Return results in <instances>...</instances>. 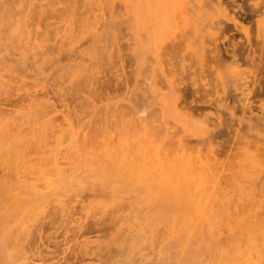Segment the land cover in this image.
Segmentation results:
<instances>
[{
    "label": "rangeland",
    "instance_id": "1",
    "mask_svg": "<svg viewBox=\"0 0 264 264\" xmlns=\"http://www.w3.org/2000/svg\"><path fill=\"white\" fill-rule=\"evenodd\" d=\"M260 82L264 0H0V183L43 196L15 250L29 264H184L182 227L165 222L182 214L173 167L207 177L232 213L217 220H264V122L248 127L264 117ZM247 150L262 163L243 175ZM63 171L76 181L58 186ZM138 234L145 250L128 257Z\"/></svg>",
    "mask_w": 264,
    "mask_h": 264
},
{
    "label": "bare ground",
    "instance_id": "2",
    "mask_svg": "<svg viewBox=\"0 0 264 264\" xmlns=\"http://www.w3.org/2000/svg\"><path fill=\"white\" fill-rule=\"evenodd\" d=\"M255 84L256 83H252V86L250 85V87H252L251 92L254 93V97L255 98L256 97H258V98L263 97L264 96V85H263V83L260 82L258 86ZM177 91L179 92L178 89H177ZM253 120L249 122V125H248L249 130H258L260 127H261L260 129H263L264 123L262 126L261 121L264 122V117L258 118L255 121H253ZM242 140H244V139H242ZM246 145H248L247 142H246ZM258 145H256V147ZM255 151L256 150H254V151L247 150L244 152L245 156H246L245 162H244V164L239 165V171L243 175H248L250 172H253V169L260 164V162H261L260 161V157H261L260 154L261 153H258L259 151L258 152H255ZM123 155H122V157H123ZM119 157H121V156H119ZM126 158H128V157H126ZM132 160H133V158H132ZM141 160L142 159H140L139 161H141ZM105 161H107V159ZM114 161H116V159ZM124 162H126V159L124 160ZM83 163H84V161H83ZM87 163L89 164V162H86V164ZM117 163L118 162L116 161V164ZM137 163H139V162H137ZM154 163H155V161H154ZM150 164H152V163H150ZM262 165H264V164L262 163ZM168 169H170V168H168ZM166 172H164L163 174H165ZM171 172L174 175H177V177H176L177 183H178V185L180 184V186L182 187V194H181L182 214H180V216L179 215L176 216V218H173V217L170 218L169 217L166 219L165 222L167 223L168 227H171V226H174V228H177L179 226L182 227L181 240L183 242L188 243V246H189L187 254L184 257L185 258L184 264H230L235 256H238V258H240V260L242 261L239 264H264V220L262 218L261 219L255 218L256 221L254 222V225L245 224L244 221H246V220H243V219L237 220V219H233L230 217H228L224 220H222V219L217 220V218L219 217V213L221 214L222 210L226 211V208L223 205V207L225 209L216 210L215 208H217V207L214 208L213 205L211 204V202H210L212 200V199L210 200V198H211L210 194L211 193L207 194V190H208L207 189L208 187L206 186V184L208 182L207 177L203 176L202 174H201L202 176L201 175L195 176V173L191 168H184V169L178 170V168L173 167ZM171 172H169V173H171ZM69 173L67 174V171H63V173H59L60 177H59V181H58V186H67V185H70L76 181V179H77L76 176H73L72 174L69 175ZM100 175L103 178L104 182H106L109 178L108 177L109 174L106 170H102ZM168 175L170 177V174H168ZM164 178H166V177L164 176ZM153 181H154V177L152 176L150 178L149 182L153 183ZM242 182L244 183V180ZM21 185H23V183ZM115 185H116V183H115ZM236 185H237V183H236ZM253 187H255V186L253 185ZM165 188L166 187L162 185V186H159V188H157V189L152 188V190L149 191L150 192L149 193V199L151 198V202H152L151 206L153 207V210L150 212L151 214H149V216H148L149 219L151 220V224L155 223L157 217L162 213V212L156 213V212H154V210H156L158 205L163 203L164 199L159 195V193L162 192V190ZM244 188H246V186ZM250 191H251V189H250ZM0 192H2L3 196H4L3 201L0 200L1 201L0 204H2V205L4 204L3 208H1V206H0V264H29L28 255L25 253L19 254L17 252V250H15V248H17V246L20 244L21 238H22L21 235L18 233L19 231L17 232V229H18L19 224L22 227H26L28 221L31 218H35L37 216L38 211L36 212L35 215L29 216V219L26 220V223L25 222L23 223L22 218H24L28 214V212L30 211L29 209L26 208V206L29 205L30 203H35L36 201H38V199L43 198V196H41L37 193L28 194V192H27V193H25L26 196L27 195L31 196V199H27L26 196L20 197L21 194L19 195L17 193L18 197H19L18 198V197H16L17 194L14 195V184H10V183H7V184L6 183L5 184L0 183ZM238 192H239V190H238ZM244 193L246 194V192H244ZM225 194H226V192H225ZM251 195H253V194L251 193ZM203 198L207 199L208 201H206V202H208L209 204L208 203H206L207 205L203 204ZM226 198H227V196H226ZM149 199H148V201H149ZM219 199H221L220 196H219ZM245 199H246V197H245ZM4 206H8L7 207L8 209L6 212L2 211L4 209ZM225 206H227V204H225ZM235 206H237V203ZM217 209H221V208H217ZM168 210H166V211L168 212ZM244 210H246V209H244ZM251 210H253V209H251ZM166 211H163V213H166ZM226 212L228 215H229V213H231V212H229V210ZM195 213L200 214V216H199L200 217V223L198 224L197 229L193 230L191 219H192L193 214H195ZM231 215H232V213H231ZM194 216H197V215H194ZM237 216H238V213H237ZM241 216L239 218H241ZM145 217H146V215H145ZM223 218H225V217H223ZM142 220L144 221V219H142ZM138 224H140V223H138ZM225 227L231 232V237L229 236V238H231V239L227 244H225L226 240L224 243L221 244L218 241L219 240V234L221 233L222 228L224 230ZM152 229H154V228H152ZM167 230L170 231L169 229H167ZM149 231L151 232V230H149ZM173 232H172V235H173ZM222 232H224V231H222ZM224 234L225 233H223V235ZM151 236H153V235H151ZM158 236H159V234H158ZM167 236H169V235H167ZM174 236H173V238H174ZM25 237H26V235H25ZM220 237H222V236H220ZM151 238H153V240L150 241L151 244L154 243L155 240H157L154 237H151ZM170 238L171 237H169V240H170ZM144 240H145V238L142 237L140 234L136 235L132 240V244H131L130 248H128L127 256L131 257L132 254L135 252L141 254L145 250L144 249L145 246H144V242H143ZM159 241H162V240H159ZM164 241H168V240H164ZM147 242H149V241H147ZM177 242H178V240H177ZM165 245H167V244H165ZM172 245L173 244H171V247H172ZM174 247H175V244L173 245L172 249H174ZM19 248H21V247H19ZM175 249H176V247H175ZM183 251H184V249H183ZM169 253H170V251H169ZM127 263L130 264V262H127ZM235 264H237V263H235Z\"/></svg>",
    "mask_w": 264,
    "mask_h": 264
}]
</instances>
